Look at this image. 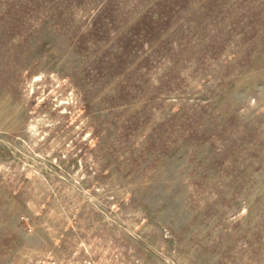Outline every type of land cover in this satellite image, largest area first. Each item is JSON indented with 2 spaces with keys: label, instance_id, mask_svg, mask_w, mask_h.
<instances>
[{
  "label": "rangeland",
  "instance_id": "rangeland-1",
  "mask_svg": "<svg viewBox=\"0 0 264 264\" xmlns=\"http://www.w3.org/2000/svg\"><path fill=\"white\" fill-rule=\"evenodd\" d=\"M0 264H264V0H0Z\"/></svg>",
  "mask_w": 264,
  "mask_h": 264
}]
</instances>
